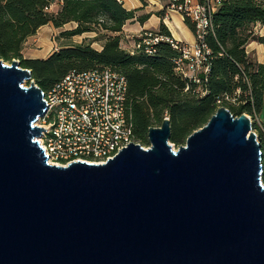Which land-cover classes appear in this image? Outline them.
Wrapping results in <instances>:
<instances>
[{"label": "water", "instance_id": "obj_1", "mask_svg": "<svg viewBox=\"0 0 264 264\" xmlns=\"http://www.w3.org/2000/svg\"><path fill=\"white\" fill-rule=\"evenodd\" d=\"M28 83V86L24 85ZM0 59V264H264V184L246 114L219 107L173 150L169 119L101 165H51L47 105Z\"/></svg>", "mask_w": 264, "mask_h": 264}, {"label": "trees", "instance_id": "obj_2", "mask_svg": "<svg viewBox=\"0 0 264 264\" xmlns=\"http://www.w3.org/2000/svg\"><path fill=\"white\" fill-rule=\"evenodd\" d=\"M56 1L60 4L58 10L49 11ZM139 1L144 5L145 0ZM138 11L125 10L118 0H0V59L5 63L18 60L21 68L31 71L32 80L43 92L70 71L109 68L121 74L127 82L132 134L142 146L148 144V129L159 127L165 117L170 123L169 140L178 144L204 126L219 107L227 109L233 117L254 116L261 109L264 64L252 59L246 46L252 42L264 44V36L255 33L257 26H264V3L221 0L212 17L211 30L204 38L210 52L208 73H201L198 83L176 74L174 61L179 53L164 40L154 45L152 54L144 53L143 49L131 54L120 47L122 28ZM146 19L147 16H141L136 21L142 23ZM183 21L194 33L189 19L183 17ZM48 24L55 29L75 25L69 31H61V38L97 32L105 37L104 43L100 51L82 42L66 45L45 59H23L25 40ZM146 33L171 38L160 23L157 31H145L135 42H140ZM258 142L264 184L261 130H258Z\"/></svg>", "mask_w": 264, "mask_h": 264}, {"label": "built area", "instance_id": "obj_3", "mask_svg": "<svg viewBox=\"0 0 264 264\" xmlns=\"http://www.w3.org/2000/svg\"><path fill=\"white\" fill-rule=\"evenodd\" d=\"M220 4L221 0H167V10L187 17L193 24L194 45L189 47L172 38L146 33L128 51L133 54L143 49L144 53L152 54L154 45L164 40L179 53L174 61L176 74L198 83L199 75L208 73L210 52L204 38ZM43 94L47 108L36 125L45 131L36 141L49 164L66 167L79 161L101 165L129 143L148 148L132 134L127 82L121 74L109 68L70 71ZM247 116L257 128L256 115Z\"/></svg>", "mask_w": 264, "mask_h": 264}, {"label": "crops", "instance_id": "obj_4", "mask_svg": "<svg viewBox=\"0 0 264 264\" xmlns=\"http://www.w3.org/2000/svg\"><path fill=\"white\" fill-rule=\"evenodd\" d=\"M121 2L123 8L127 11L130 10H139L135 14V18L131 21H128L122 28V32L119 35V44L120 47L123 50H130L134 43L135 39L138 38L143 32L147 31H157L160 23H163L164 26L167 28V30L170 33V36L173 40L176 42H179L182 45L185 46H193L195 43L193 32H191L187 26L184 24L182 16H180L177 13L170 12L167 10V0H145L144 5L139 0H118ZM60 4L59 2H55L50 7V11H57ZM141 16H147V19L143 21L142 23H139L136 21L137 18ZM52 28L53 30L57 31H69L75 27L74 24H67L63 26L60 29H55L50 24L45 25L37 30L40 31V29ZM264 30L263 27H256L255 33H259L261 35L262 31ZM35 33V34H36ZM35 35L28 37L24 44L23 48L27 45L32 43L35 40ZM77 42H76V39ZM104 36L102 33L92 32V33H86L82 34L81 36H75L69 39V41L73 43H82L87 42L90 43L92 48H94L97 51H100L102 48V45L104 43ZM68 41V40H67ZM254 42L248 44L246 46V52L252 53L255 50V47L252 46ZM68 44L61 43L58 49L65 47ZM58 49H53L46 54H38L35 52H25V49H22L21 55L22 58L25 60H34V59H45L53 52L57 51ZM46 52V51H45ZM255 61L259 64H264V49L262 52H256L254 53Z\"/></svg>", "mask_w": 264, "mask_h": 264}, {"label": "rangeland", "instance_id": "obj_5", "mask_svg": "<svg viewBox=\"0 0 264 264\" xmlns=\"http://www.w3.org/2000/svg\"><path fill=\"white\" fill-rule=\"evenodd\" d=\"M52 12H56V11H52ZM60 32L61 31L53 30L50 27H49V29H47V28L40 29V31H38V33L35 34V37H36L35 40L32 43L27 44L23 49H25V52H35V53L44 55L47 52H49L55 48L58 49L60 47L59 45L61 43L68 44V45H77L78 44V43H73V42L69 41V39H71V38H66V37L61 38ZM259 36H264V30L262 31L261 35H259ZM77 40L78 39H76V42H77ZM252 46L255 47L256 51L249 53V55L252 57V59L255 60L254 53L262 52V50L264 49V44L254 42V44ZM6 64H8V62H6ZM24 85L28 86V83L24 82ZM253 115L257 116L259 125L257 126L258 129H256V127L251 124L252 125L251 131L257 135V139H258V130H261L264 132V97H263L261 109L257 113L255 112V114H253ZM169 143L171 144L173 150H177L178 147L183 146L185 144V141H182L178 144H173L171 142H169ZM144 146L146 147V146H148V144L144 145Z\"/></svg>", "mask_w": 264, "mask_h": 264}]
</instances>
